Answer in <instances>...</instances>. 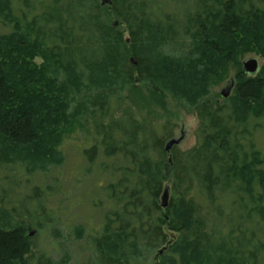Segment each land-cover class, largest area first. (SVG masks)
<instances>
[{"label": "trees", "instance_id": "trees-1", "mask_svg": "<svg viewBox=\"0 0 264 264\" xmlns=\"http://www.w3.org/2000/svg\"><path fill=\"white\" fill-rule=\"evenodd\" d=\"M110 1L0 0V27L10 26L0 31V169L20 163L32 173L61 164L62 140L92 117L94 146L105 157L120 155L104 186L100 257L264 264V153L246 142L250 119L264 116V67L248 74L241 60L264 56V7L254 0H181L184 9L175 0ZM231 70L228 103L213 105L211 89ZM138 88L153 100L198 107L200 143L166 151L168 124L152 126L130 109L102 121ZM93 148L85 151L90 163ZM0 185V264H28L30 227L8 218ZM217 194L235 213L224 233L202 207Z\"/></svg>", "mask_w": 264, "mask_h": 264}, {"label": "rangeland", "instance_id": "rangeland-1", "mask_svg": "<svg viewBox=\"0 0 264 264\" xmlns=\"http://www.w3.org/2000/svg\"><path fill=\"white\" fill-rule=\"evenodd\" d=\"M175 1L184 9L181 0ZM254 2L264 7L262 2L260 4L258 0ZM7 30H10V26L0 27V31ZM250 58H255L258 62L255 75L264 67V56L255 53L245 54L241 59L242 68L243 62ZM231 83L229 95L235 84L233 70L223 82L211 89L210 100L213 105V102L220 106L228 103L229 95L223 97L220 91ZM129 109L136 119L146 120L152 126L167 123L166 128L170 131L167 141L182 137L176 145L179 152H185L201 141L198 107L188 109L183 101L173 98L162 102L153 100L146 91L138 88L134 94L130 92L129 97L124 92L122 105L113 108L109 116L102 121L108 123L117 120ZM81 124L82 126L77 127L74 133L62 140L61 164L50 165L47 171L36 170L32 173L20 163L0 169L2 180L0 182L6 191L4 195L6 205L3 207L8 218L12 223L22 222L29 225L32 233L31 258L28 264H45V258L53 260L54 264H114L99 256L96 244L104 233V215L108 206L104 186L113 178L108 172L109 165L115 163L118 159L116 156L120 155L105 157L103 149L94 146L95 125L92 117H83ZM248 130L251 133L246 134L247 144H253L255 149L264 153V116L260 119L251 118ZM163 132V129L159 130V134ZM92 147L94 153L90 163L86 160L85 151ZM2 196L0 185V198ZM216 196L214 202L203 201L202 207L210 221L213 220L224 233L235 213H231L227 199L221 198V194ZM168 199L169 194L167 202ZM213 204L217 209L211 212ZM11 207L14 210L10 211ZM137 258L140 259H131L127 264L153 262L152 256Z\"/></svg>", "mask_w": 264, "mask_h": 264}, {"label": "water", "instance_id": "water-1", "mask_svg": "<svg viewBox=\"0 0 264 264\" xmlns=\"http://www.w3.org/2000/svg\"><path fill=\"white\" fill-rule=\"evenodd\" d=\"M110 0H100V3L102 5L110 4ZM132 62L135 63V61L132 59ZM243 70L248 74H254L258 70V62L255 58L247 59L243 62ZM231 90V85H228L227 87L223 88L220 91V94L223 97H228ZM182 137L179 138H171L169 139L165 144V150L169 151L173 145H177L181 141ZM167 197H168V191L167 189L163 190V193L161 195V205L162 207H165L167 204ZM161 252V251H160Z\"/></svg>", "mask_w": 264, "mask_h": 264}, {"label": "flooded vegetation", "instance_id": "flooded-vegetation-1", "mask_svg": "<svg viewBox=\"0 0 264 264\" xmlns=\"http://www.w3.org/2000/svg\"><path fill=\"white\" fill-rule=\"evenodd\" d=\"M230 85H231V87H232V83H231Z\"/></svg>", "mask_w": 264, "mask_h": 264}]
</instances>
